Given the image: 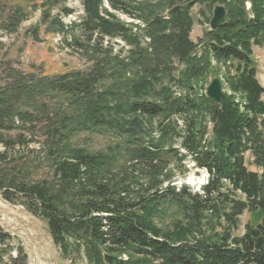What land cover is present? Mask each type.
<instances>
[{
	"label": "trees",
	"instance_id": "1",
	"mask_svg": "<svg viewBox=\"0 0 264 264\" xmlns=\"http://www.w3.org/2000/svg\"><path fill=\"white\" fill-rule=\"evenodd\" d=\"M66 1L44 0V6ZM105 1L111 11L140 23H121L104 0H81L87 16L70 25L45 11L47 32L62 35L67 48L91 51L88 71L40 79L14 72L0 87V144H29L36 133H20L12 141L4 134L41 123L44 144L33 151V163L48 168L39 179L33 177L38 164L0 174L4 199H24L26 209L47 222L63 254H83L87 264H264V250L255 248V240L264 237V88L252 59L254 46H264V0ZM207 4L225 7L226 23L195 43L191 11L200 6L205 12ZM118 38L127 51L115 52L111 41ZM213 61L217 73L225 67L232 93L245 96L243 109L225 93L221 104L201 95L202 83L216 73ZM52 97L62 98L61 104ZM174 116L185 119L182 134ZM158 117L162 135L156 139L142 119ZM207 118L214 131L204 142ZM82 132L124 142L93 153L75 143ZM173 137L182 139L187 154L163 146ZM248 152L258 171L248 168ZM175 153L207 172L199 191L173 185L167 157ZM119 157L131 168L119 179L107 177ZM168 203L179 205L186 222L162 229L155 218ZM247 210L255 222L234 236ZM27 259L0 226V264H28Z\"/></svg>",
	"mask_w": 264,
	"mask_h": 264
},
{
	"label": "rangeland",
	"instance_id": "2",
	"mask_svg": "<svg viewBox=\"0 0 264 264\" xmlns=\"http://www.w3.org/2000/svg\"><path fill=\"white\" fill-rule=\"evenodd\" d=\"M151 3L153 1H150ZM44 0H0V87H5L13 79L14 72H20L25 77L33 76L40 79L43 77H54L72 72H85L88 71L93 62L88 59L90 53H83L77 51V49L67 48L63 43V36L47 32L48 23L44 21L45 11L52 19L56 16L67 25L72 22L79 23L87 16L85 8L81 0H67L66 2L48 7L44 6ZM208 5V4H207ZM216 7H224L218 5ZM215 7V8H216ZM104 8L110 13L114 14L121 23L134 24L140 23L120 13H115L110 10L109 5L104 0ZM215 8H205V12H201L200 6H195L191 15L193 18L194 26L190 35L193 42L199 43L207 31L211 30L209 20L211 21ZM225 8V7H224ZM250 4H248V9ZM68 10L71 14L67 15ZM226 10V8H225ZM227 13V10H226ZM19 14V16L17 15ZM12 19V22L9 21ZM50 19V20H51ZM227 19V15H226ZM19 20V21H18ZM18 21V22H17ZM18 23V24H17ZM20 23V24H19ZM38 29V33H34V30ZM79 35V34H78ZM81 35V34H80ZM70 38V35H69ZM84 40V37H81ZM70 40V39H69ZM110 39L107 38L104 46ZM115 52L121 49L128 50L126 44L121 39H115L111 41ZM201 46H199L200 51ZM254 54L252 59L257 66V78L260 84L264 88V46H254ZM175 66L180 67V64L174 59ZM214 71L216 72V64L213 61ZM220 68V67H219ZM221 69V68H220ZM225 67L219 72L212 74L202 83L203 90L201 95L207 96V89L209 85L215 80L219 79L222 84L223 94L233 96L240 105V108L245 107V96L241 92L232 93L226 81H224ZM264 101V95L262 97ZM62 98L52 97L51 102L60 105ZM143 128H151L152 135L157 139L160 138L162 133L158 132L157 127L163 121L162 117H158L149 122L144 118ZM176 124L178 130L182 134L185 131V119L180 116H174L171 120ZM209 122L207 124L206 140H211L213 137L214 124L210 118H207ZM35 124L34 130H15L10 134L5 133L7 139H15L20 133L31 134L36 133L37 137L33 139L29 144L18 145L14 148L12 146H6L0 144V174L4 176L14 167L35 168L38 164L37 170L34 171V178L39 179L41 175L48 171L46 165L39 166L37 160L39 147L44 144V137L41 135L40 128L43 124ZM19 123L16 121V126ZM29 125V124H27ZM28 128V127H27ZM157 131V132H156ZM32 140V139H31ZM75 143L78 147L85 148L90 152H102L107 153L110 148H114L117 145L123 144L124 139L110 134H92L91 132H82L77 138ZM182 139L174 138L163 142V146L172 147L175 152H181L185 155L187 152L181 149ZM204 144V143H203ZM109 148V149H108ZM169 166L170 178L174 181L173 185L180 187L182 184L190 186L194 191H199L201 187L207 181L208 174L205 170L196 167L194 161L187 157L181 161V155L175 153V156L167 157ZM246 163L251 171H258L253 166V156L250 152L246 154ZM25 164V165H24ZM128 168L131 165L128 160L123 157H119L113 164L112 170L107 177L115 176L118 179L126 174ZM139 170V168H137ZM129 172V171H128ZM129 178H132L129 175ZM148 180L150 177L148 176ZM167 184V183H166ZM245 198V196L243 197ZM24 199L20 202L7 201L4 199L2 192L0 191V226L6 232L10 233L13 238V244L16 247H21L27 254L28 264H87L83 254L78 256L76 253L70 256H65L60 247H58L50 234L48 224L45 220L36 217L22 204ZM208 216V215H207ZM209 218V217H208ZM186 222L184 211L176 203H168L161 210L159 215L156 216L155 222L162 229L171 228L177 221ZM254 221V216L251 215L248 210L240 218L239 228L233 231L234 236H243L246 232V226L248 223ZM221 231V229H219Z\"/></svg>",
	"mask_w": 264,
	"mask_h": 264
},
{
	"label": "water",
	"instance_id": "3",
	"mask_svg": "<svg viewBox=\"0 0 264 264\" xmlns=\"http://www.w3.org/2000/svg\"><path fill=\"white\" fill-rule=\"evenodd\" d=\"M206 9H209V5L205 6ZM179 10L178 7L174 8L170 12H168V16H173ZM226 10L224 7H216L214 10V14L210 21V28L212 31H216L221 29L226 23ZM207 97L214 100L216 103L221 104L223 101V88L221 81L219 79H215L207 89ZM255 248L258 251L264 250V237H260L255 240Z\"/></svg>",
	"mask_w": 264,
	"mask_h": 264
}]
</instances>
